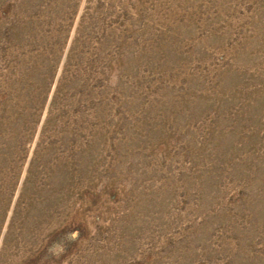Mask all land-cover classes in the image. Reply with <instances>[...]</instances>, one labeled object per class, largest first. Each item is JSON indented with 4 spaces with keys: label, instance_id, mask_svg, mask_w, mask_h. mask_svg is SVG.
I'll return each mask as SVG.
<instances>
[{
    "label": "rangeland",
    "instance_id": "obj_1",
    "mask_svg": "<svg viewBox=\"0 0 264 264\" xmlns=\"http://www.w3.org/2000/svg\"><path fill=\"white\" fill-rule=\"evenodd\" d=\"M0 264H264V0H0Z\"/></svg>",
    "mask_w": 264,
    "mask_h": 264
}]
</instances>
